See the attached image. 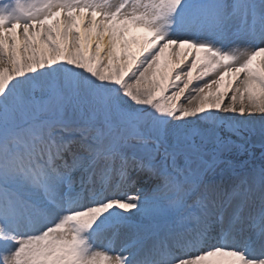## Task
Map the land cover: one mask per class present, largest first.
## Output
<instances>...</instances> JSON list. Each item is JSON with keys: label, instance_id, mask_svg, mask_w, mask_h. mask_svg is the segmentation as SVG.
Returning a JSON list of instances; mask_svg holds the SVG:
<instances>
[{"label": "snow or ice", "instance_id": "obj_1", "mask_svg": "<svg viewBox=\"0 0 264 264\" xmlns=\"http://www.w3.org/2000/svg\"><path fill=\"white\" fill-rule=\"evenodd\" d=\"M257 117L264 0H0V264H264Z\"/></svg>", "mask_w": 264, "mask_h": 264}, {"label": "rangeland", "instance_id": "obj_2", "mask_svg": "<svg viewBox=\"0 0 264 264\" xmlns=\"http://www.w3.org/2000/svg\"><path fill=\"white\" fill-rule=\"evenodd\" d=\"M214 78L213 76H209L206 79H212ZM202 83V82H201ZM195 86V85H193ZM192 87V86H190ZM187 95V94H186ZM181 103L186 104L187 101L186 100H182ZM195 103V102H194ZM245 133V141L248 144L249 147H253V146H262L259 151H263L264 152V136H262L261 133V123L257 117V119L255 120V122L250 126V130L244 132ZM242 137V136H241ZM241 137L234 139L231 138L232 144L229 148L228 151L223 152V154L221 155L220 159L221 161H230L232 168L228 169L227 165L224 163H218V168L217 171H219L220 169L226 168V171H228V175H232L234 173L236 174H240V173H246L247 171L255 168V169H259L262 165H264V155H262L260 157L259 160H254V158H250V159H246L245 161H242V163H236L232 160L229 159V157L227 156L228 152H233L232 150H236L238 147L241 146V142H243L244 140L240 139ZM235 154V152H233ZM260 153H257V156H259ZM210 159V157H209ZM136 221H138V219L133 218L128 222V225L125 226L124 228L121 229V233L122 234H130L133 231L134 226L136 225Z\"/></svg>", "mask_w": 264, "mask_h": 264}, {"label": "bare ground", "instance_id": "obj_3", "mask_svg": "<svg viewBox=\"0 0 264 264\" xmlns=\"http://www.w3.org/2000/svg\"><path fill=\"white\" fill-rule=\"evenodd\" d=\"M138 222H139V221H138ZM138 222H137V223H138ZM133 229H134V228H133Z\"/></svg>", "mask_w": 264, "mask_h": 264}]
</instances>
